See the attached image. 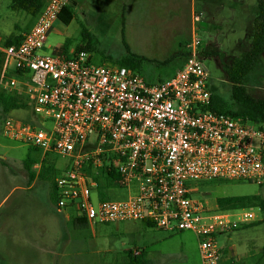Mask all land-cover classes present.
<instances>
[{"label":"built area","instance_id":"2783aa9c","mask_svg":"<svg viewBox=\"0 0 264 264\" xmlns=\"http://www.w3.org/2000/svg\"><path fill=\"white\" fill-rule=\"evenodd\" d=\"M69 3L47 0L19 45L0 43L4 89L20 93L36 116L33 122L8 116L3 135L69 161L56 179L60 212L76 209L90 223L140 221L168 231H192L200 240L202 264H220L217 235L253 223L257 216L249 210L238 216L209 211L192 198L197 191L193 183L261 184L264 126L210 109L211 76L195 32L184 50V65L158 83L123 66L94 65L86 51L70 57L42 55ZM93 136L96 142L90 141ZM104 178L127 188L136 185L138 194L94 203V193L102 197L99 182Z\"/></svg>","mask_w":264,"mask_h":264},{"label":"rangeland","instance_id":"374dc122","mask_svg":"<svg viewBox=\"0 0 264 264\" xmlns=\"http://www.w3.org/2000/svg\"><path fill=\"white\" fill-rule=\"evenodd\" d=\"M69 4L73 21L69 25L61 21L54 24L46 43L49 50H42V55L73 56L89 46L86 52L94 65H118L130 54L148 61H165L184 51L195 32L209 53L204 62L211 87L225 109L234 108L225 66L250 50L257 0H70ZM36 20L12 11L9 0H0V43L4 45L12 33L29 32ZM3 62L0 53V78ZM183 65L184 60L162 67L145 62L141 74L158 83L171 78ZM244 86L253 97L264 99V54ZM22 100L26 102L24 97ZM10 115L26 122L36 117L32 107ZM1 127L2 120L0 264H202L200 240L192 231H168L140 221L77 224L82 213L72 208L58 211L50 183L38 177L32 182L24 165L28 158L36 161L33 171L38 175L45 158L55 161L62 172L69 161L55 153L44 156L42 151L11 140L3 135ZM90 141L96 142V137ZM37 165L40 168L35 169ZM193 184L197 191L192 198L211 212H220L217 201L227 197L260 196L264 202V181L210 180ZM100 193L101 198L92 195L94 203L125 201L136 196L138 189L136 185L127 188L114 184ZM244 210L254 212L257 220L231 234H218L221 255L228 244L238 243L247 251L255 249L254 241L264 245V207L259 202ZM231 212L238 216L242 210ZM142 251L145 255L137 258L136 252ZM244 264H264V254Z\"/></svg>","mask_w":264,"mask_h":264},{"label":"trees","instance_id":"16d2710c","mask_svg":"<svg viewBox=\"0 0 264 264\" xmlns=\"http://www.w3.org/2000/svg\"><path fill=\"white\" fill-rule=\"evenodd\" d=\"M10 9L14 12H23L27 15L38 17L42 12L43 8L46 5L47 0H9ZM258 12L254 20V29L251 36L250 50L247 51L242 56L235 58L230 66H225L228 80L232 84V100L234 103V108L225 109L221 105V102L215 94V89L212 87V98L210 109L217 113L229 114L237 119L243 121H252L260 123L264 126V99H257L253 97L244 86V81L247 76L255 70L257 65L260 63L261 58L264 54V0H257ZM74 19V12L71 5H67L62 13L59 16V21L69 25ZM23 40V35H17L12 33L4 41V46L9 47L12 45H19ZM89 46L81 48L77 53L81 51H88ZM76 53V54H77ZM205 56L209 55L208 52H204ZM65 55V54H64ZM75 55V54H74ZM68 56V55H67ZM211 56H213L211 54ZM70 57V56H68ZM187 54L182 51L178 55H174L171 58L165 61H148L144 58L130 54L127 60H124L118 66H123L129 68L133 71H137L141 74L142 65L145 62H152L158 67L167 66L177 60L185 62ZM148 82L153 83L146 79ZM166 80H160L163 82ZM23 97L18 92H10L6 89L0 90V120H2V125L4 120L10 116L13 111L29 108L27 101L22 100ZM2 129V127H1ZM36 149L39 153L40 149ZM49 156V154H47ZM36 161H33L31 158H28L25 161V169L29 172L31 181L35 178H39L42 181H47L50 183L53 193V199L58 201L57 192H56V179L63 172L60 171L56 162L45 158L42 161L39 174L36 175V172L33 171V167L36 164ZM64 171V170H63ZM114 182L118 180L116 175H111ZM100 189L106 188L110 185H114L113 181L106 178L100 180ZM264 207V202L260 196H236V197H227L222 198L217 201L218 207L221 211H234V210H244L252 207L254 204L259 203ZM58 209V208H57ZM59 210V209H58ZM76 223L79 225L87 224L88 221L84 217L76 219ZM149 226H153L151 223H147ZM264 253V250H263ZM138 257L145 255L144 251L135 254ZM137 264H144L143 261L138 262Z\"/></svg>","mask_w":264,"mask_h":264},{"label":"crops","instance_id":"0c3cea01","mask_svg":"<svg viewBox=\"0 0 264 264\" xmlns=\"http://www.w3.org/2000/svg\"><path fill=\"white\" fill-rule=\"evenodd\" d=\"M35 24H36V22L34 23V25ZM34 25L32 27H34ZM32 27H30L28 30H30ZM52 30H51V32H52ZM48 50H49V48H47V46H45V48L43 49L44 52H47ZM0 53H2V52H0ZM4 62H5V56H4ZM4 62H3V68H2L1 78H0V89L4 88V84L2 83V75L4 72ZM32 182H36V179L33 180ZM230 240L231 239L229 238V241ZM242 246H243V244H242ZM253 246L255 248L254 250H256V251H254V250H250V251L242 250V249H240L241 247L239 246L238 243L228 244V246H225L222 248V264H244L245 260H248V259H251L252 257L260 256V255L264 254L263 253L264 245H262V244L258 245V243L256 241H254ZM255 252H257V253L255 254Z\"/></svg>","mask_w":264,"mask_h":264}]
</instances>
